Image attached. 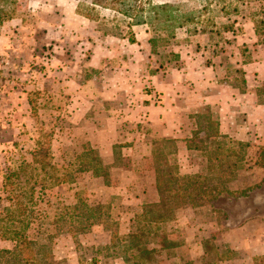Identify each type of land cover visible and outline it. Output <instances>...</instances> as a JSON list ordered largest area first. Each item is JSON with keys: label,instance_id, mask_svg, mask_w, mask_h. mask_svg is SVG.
Instances as JSON below:
<instances>
[{"label": "rangeland", "instance_id": "obj_1", "mask_svg": "<svg viewBox=\"0 0 264 264\" xmlns=\"http://www.w3.org/2000/svg\"><path fill=\"white\" fill-rule=\"evenodd\" d=\"M241 1L248 4V10L259 8L257 0ZM135 2L146 3L142 17L145 22L151 17L149 3L174 5L177 7L172 13L174 21H151L150 24L131 26L132 20L125 16L101 8L91 11L90 0H0V226L8 227L9 231L33 234L32 227L38 229L42 222H51L58 208L74 206L79 199L110 205V214L118 223V227L112 222L106 224L108 231L96 225L83 232L54 238L47 252L57 264H131L124 259L129 257L128 254L115 245L124 244L122 238L128 235L134 215L141 210L135 200L126 202L124 198L134 199L136 189L125 194L116 191L122 184L132 188L133 175H125V170L131 172L132 168L139 166L132 167L129 158L117 152L113 157H104L99 143H90V138L93 141L109 138L114 127L102 124L97 129L89 125L91 122L96 124L94 117L106 107L102 103L104 100L97 101L96 111L77 109V112L73 109V104L74 108L84 105V96L78 94L77 89L73 92L67 81L61 79L59 82L54 75V71L60 68L54 59L59 57L60 49L74 61H84L92 46L104 44L114 50L110 51L113 59L110 57L108 61L120 62L119 59H126L129 52L127 44L131 32L134 38L155 42L154 48L150 45V54L157 65L171 63L176 67L179 52L191 53V50L205 48L208 58L216 55L224 62L241 49L244 53L250 50L252 55V50L260 45L258 38L253 36L254 45L249 42L247 47L241 46L248 33H253V27L247 12H233L239 1ZM207 7L209 9L204 12ZM222 7L228 8L230 13L226 11L225 15ZM73 10L78 19L72 17ZM78 13L88 14L95 20L90 21ZM187 15H191V21L181 26V17ZM229 25L233 30L223 28ZM104 32L110 38L106 42L102 40ZM246 53L242 63L252 61L250 54ZM128 55L132 56L131 53ZM104 70L83 69L78 73L81 79L76 77L77 85L91 79V89L99 90L100 79L105 80ZM102 90L105 92L106 88ZM109 91L111 93V88ZM69 92L72 95H68ZM261 92V99H264V89ZM211 133L210 129L208 134ZM196 138L199 137L196 135ZM220 142L219 150L215 151L212 144L207 150L211 161L200 175L199 193L185 192L179 200L175 198L179 206L172 212V219L152 226L146 246L154 250L156 264H185L196 259L201 264H264L262 249L257 250L264 247V144L224 139ZM195 145L199 149L204 143ZM40 147L49 157L46 161L49 166L59 168L74 163L76 170L81 166L77 156L86 154V162L91 163L94 155L88 153L90 147L106 167L109 184H104L101 177L88 171L77 172L74 182L69 185L53 186L51 179H46L44 173L39 177L34 169L37 166L31 164V154ZM102 149L105 150V146ZM168 161L166 164L162 160L161 166L171 168L174 162L171 158ZM24 163L31 164V168H26ZM14 173L18 175L12 176ZM51 173L49 169L47 175ZM8 176H12L9 181ZM144 180L146 184V178ZM178 185L180 182L169 184L171 194ZM19 204L25 211L18 209ZM65 219L72 222L67 217ZM27 223L33 225L24 230ZM230 244L236 250L231 249ZM203 248L210 250V254L203 256ZM6 249L13 251L14 242L0 240V251ZM244 250H248L253 258L249 259Z\"/></svg>", "mask_w": 264, "mask_h": 264}, {"label": "crops", "instance_id": "obj_2", "mask_svg": "<svg viewBox=\"0 0 264 264\" xmlns=\"http://www.w3.org/2000/svg\"><path fill=\"white\" fill-rule=\"evenodd\" d=\"M71 13L73 18L78 19L75 10ZM253 36L254 32L248 33L249 39L243 40L242 48L243 45L247 47L249 42L254 45ZM108 39V36L102 38L105 42ZM121 41L124 42V39ZM127 48L132 56L127 53L126 59L121 58L120 62L108 61L114 50L104 44L92 46L84 61H74L62 49L59 57L54 58L60 65L54 71L59 82L61 79L67 81L69 89L73 87V92L77 89L78 94L84 96L83 106L74 108L72 105L75 111H96L99 99L106 104L100 109L101 114L94 117L96 124H88L96 128L102 124L112 125L113 134L99 141L90 138V143H99L104 157H113L117 152L122 157L127 156L132 167L139 166L132 168L131 172L130 169L125 170V175H133L132 188L122 184L116 189L124 194L136 189L134 199L124 196L126 202L135 200L139 206L159 202L156 187L158 168L154 166L158 144V152L167 157L166 164L171 158L178 166V175L185 177L200 176L207 170L206 165L211 161L207 150L213 142L224 139L264 144V99H261V90L264 89L263 47L257 45L252 55L248 48L249 52L245 53L250 54L252 61L245 63H242L245 54L242 49L234 57L227 56L228 60L226 58L224 62L216 55L208 58L205 48L191 50V53L179 52L176 67L171 63L157 65L150 54L147 38L143 41L135 37L134 43L128 41ZM83 69H105L102 73L105 80L100 79L99 90L91 89V79L77 85L76 77H81L78 73ZM103 88H106L105 92ZM87 94L90 97H86ZM74 103L78 104L77 101ZM210 120L214 126L210 125ZM210 129L213 132L211 135L208 134ZM215 134L219 137H214ZM162 142L171 143V148H167L169 154L165 152L167 146ZM195 144L201 147L198 149ZM104 146L105 150L102 149ZM159 169L163 172L166 168L160 165ZM230 248L236 250L231 244ZM257 250L264 255V247ZM247 254L249 259L253 258L252 254Z\"/></svg>", "mask_w": 264, "mask_h": 264}, {"label": "trees", "instance_id": "obj_3", "mask_svg": "<svg viewBox=\"0 0 264 264\" xmlns=\"http://www.w3.org/2000/svg\"><path fill=\"white\" fill-rule=\"evenodd\" d=\"M223 1V0H218ZM239 1L238 4L233 8V12L235 14H240L241 12H247V17L249 22L253 25V32L256 38H258V42L260 45L264 47V0H257L259 3V8L247 9L249 6L244 1ZM91 8L90 10L95 12L96 8H101L105 10H109L113 12L115 15H122L132 20V23L129 24L139 25V24H150L152 21H160L163 23H169L174 21V17L172 16L173 12L177 10V7L168 3L162 4H151L149 3V19L147 22L142 20L144 15V6L146 3L138 2L135 0H90ZM244 7L245 10L240 7ZM240 8V9H239ZM209 8H205L204 12H206ZM224 11V14L230 13L227 11L228 8H221ZM227 11V13H225ZM250 11V12H248ZM80 14V13H78ZM84 18L88 20H95L92 16L88 14H80ZM191 15L182 16L183 22L180 24L181 26L184 23H187ZM147 17V18H148ZM198 17L197 19H199ZM115 19L113 17L112 21ZM225 30H233V26L229 25L228 27H223ZM130 33V37L128 41L130 44L135 42L134 36ZM104 35H108L107 32H104ZM150 45L154 48V41L150 40ZM152 48V49H153ZM211 126H214V123L210 122ZM213 133V132H212ZM211 133V134H212ZM210 134V135H211ZM214 137H219L217 134ZM167 147L171 148L170 142H162ZM215 151L221 148V142H213ZM157 152L154 156V166L157 169V177H156V187L159 195V202L153 204H147L141 206L140 213H136L131 221L130 231L128 235L122 238L123 245H115L120 246L121 252L127 253L128 258H124L126 263L131 262V264H156V260L153 256L155 253L154 250H150L146 246V239L152 233V226L165 223L172 219V212L178 208V203H175L176 200H179L181 195L185 192L189 194H193L194 192L199 193L200 187L199 179L200 176H192L185 177L180 176L178 171V166L176 163L172 165V167L163 170V172L159 169L160 165H162L161 161L164 160L166 163L165 157L160 151L159 144L156 147ZM86 149V148H82ZM172 152V151H171ZM88 153L94 155L90 162H86V154L77 156L76 159L79 160V169L76 170L73 168L74 163H70L65 167H52L47 164L48 156L45 154L43 148L40 147L39 150L33 151L31 154V164L36 165L37 168H34L38 176L40 177L42 173L46 176V179H51L53 182V186H63L69 185L74 182L77 172H94V175L97 177H101L103 179L104 184L108 185V171L106 167L103 166L102 161L100 160L98 154L95 150L88 148ZM169 153V150H168ZM218 154V153H216ZM31 164L24 163L26 168H31ZM32 171H35V170ZM49 169L52 170L51 175H47ZM157 171V170H156ZM18 174H12L15 176ZM12 176H8L6 179H11ZM45 179V180H46ZM172 182H180V185L177 186V190L175 193L171 194V189L168 188L169 184ZM34 192V190H33ZM32 192V195L34 193ZM175 194V195H174ZM33 198V196H32ZM39 199V196H37ZM175 203V204H174ZM18 209H23V205L19 204ZM25 211V209H23ZM110 205L101 204V203H93L85 199H79L74 203V206L58 208L56 211V217L51 222H42L39 226L40 228H31L33 234H27V232H19L9 231L8 227L2 225L0 226V240L3 241H11L14 242V250H1L0 251V264H57L54 262L53 257L47 252L51 242L54 238L60 235L72 234L75 232H83L88 228L99 225L104 231H108L109 223H113L118 227V223L114 221V217L110 214ZM1 216V215H0ZM65 217L69 218L72 222H68ZM0 223L2 220L0 219ZM143 224V225H142ZM26 229H29L33 223H27ZM30 225V226H29ZM142 225V226H141ZM36 226V225H35ZM36 229V230H35ZM23 230V231H24ZM112 235V233L110 232ZM206 245V242L203 246ZM123 248V249H122ZM210 254V250L207 248H203V256ZM96 262V261H94ZM185 264H201L199 259H196L193 262L185 263ZM208 264V263H206Z\"/></svg>", "mask_w": 264, "mask_h": 264}]
</instances>
